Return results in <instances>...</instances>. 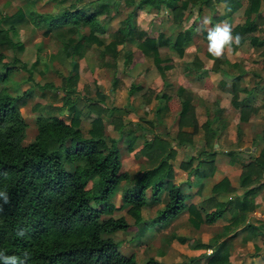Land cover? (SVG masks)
<instances>
[{"label":"trees","instance_id":"16d2710c","mask_svg":"<svg viewBox=\"0 0 264 264\" xmlns=\"http://www.w3.org/2000/svg\"><path fill=\"white\" fill-rule=\"evenodd\" d=\"M22 1L12 12L0 9V80L9 78L15 69L26 70L29 77L30 68L36 67L37 59L28 68L15 54L11 59L5 54L7 49L16 52L23 49L17 29L25 22L40 30L43 37L53 35L57 39L58 52L61 58L67 59L68 68L57 86L47 82L41 85L60 92V103L45 105L44 111L34 117L35 133L25 143L26 121L20 106L31 95V88L20 92L18 87L14 92L0 88V253L15 257L13 264H225L230 256L229 232L233 236L239 230L244 237L257 233L264 244V220L256 224L248 220V213L256 207L254 198L264 188V130L261 133L263 145L258 153L243 157L240 164L241 193L235 194L236 186L224 175L211 184L209 195L193 203L188 201L189 196L201 192L202 179L215 169L214 142L223 128L218 118L219 107L213 108L211 117L198 123L193 93L184 85L179 84L169 92L153 93L154 115L176 112L179 144L192 143L193 135L203 130L205 148L194 165L192 157L182 161L186 176L175 181L171 162L174 149L157 135L150 138L137 135L132 129L124 131L119 116L115 115L120 109L103 102L99 87L96 98L85 96L84 106L89 118L84 120L82 128L84 113L77 89L79 60L86 59L91 50L110 59L106 65L113 68L111 86L114 87L118 45L130 41L151 60L163 84L167 85L166 72L175 59L184 58L193 34L199 32L201 39L208 43V31L226 18L233 37H241L240 43L226 46L220 57L207 54L213 58L214 68L224 63L235 67L237 63L227 57V49L235 50L245 41L252 46L264 43V6L261 7L264 0H52L58 4L67 1L53 12L35 8L38 0ZM242 1L246 4L240 21L234 14ZM218 3L222 4L221 12L215 9ZM142 7L154 13L152 22L159 21L162 11L178 28L168 33L163 30L153 33L151 26L141 27L137 16ZM207 8L212 10L210 23L205 25L202 17ZM114 21V29L110 31ZM184 21L189 23L182 26ZM261 53L264 55V49ZM131 61V51L126 48L122 65L126 67ZM181 62L185 72H192L190 83L201 84L199 78L207 69L191 68L185 60ZM240 78V73L231 75V103L236 109L234 120L237 123L247 120L256 98L254 88L237 98ZM141 88L139 83L131 81L128 95ZM262 99L264 106V93ZM108 123L119 131L126 149L131 151L140 146L137 153L153 159V163L140 171L121 170L119 139L106 135ZM237 134H240L238 127ZM139 139L141 143L136 145ZM225 152L230 162L241 155L238 149ZM122 181L119 204L114 205L110 197ZM185 187L188 191H184ZM152 204H158L153 214L144 217L143 208ZM120 209H125L131 222L122 215H113ZM183 211L187 212V221L194 228L227 218L228 222L214 238L206 242L192 241L193 248L203 249L204 254L200 256L171 262L147 256L139 262L132 252H123L120 241L112 236L132 226L129 240L139 241L153 236L162 224ZM255 248L260 250L258 245ZM261 260L264 261V253ZM0 264H3L2 259Z\"/></svg>","mask_w":264,"mask_h":264},{"label":"rangeland","instance_id":"374dc122","mask_svg":"<svg viewBox=\"0 0 264 264\" xmlns=\"http://www.w3.org/2000/svg\"><path fill=\"white\" fill-rule=\"evenodd\" d=\"M22 0H0V9L4 12H12ZM67 1L60 4L55 1L38 0L35 2V8L44 12H53L58 6L66 5ZM217 12L221 11V5H215ZM163 14V13H162ZM152 13L147 7H142L137 16L138 24L148 29L150 26L152 32L163 30L168 33L178 28L172 24L163 15L159 21L151 20ZM237 19L242 18V8L235 15ZM209 13L205 12L203 20L209 18ZM190 21V20H189ZM189 21H184L182 26H186ZM217 24V23H216ZM226 22L219 23V25ZM208 25V24H207ZM218 25V24H217ZM115 26V21L109 27L112 31ZM261 35V34H259ZM18 39L23 42V49L19 51L5 50L7 59L15 54L20 61L26 63L30 68L31 63L37 59L35 68H30L28 72L23 69H15L10 73L9 78L0 80V88L5 87L9 92H14V88L18 87V92L30 87L31 95L27 97V101L20 106V111L26 121L25 137L23 143L29 141L35 133L34 117L44 111L45 105H59L60 92L51 89L47 86H42L44 83H51L57 86L60 83L61 75L65 74L68 68L67 59L60 57L58 52V41L53 35L43 37L41 31L35 29L30 22L20 24L17 29ZM119 55L115 67L117 81L114 87L111 86L113 68L106 65L110 61L108 56L100 57L93 50L88 51L87 58L79 60V80L77 83L79 105L83 110L84 120L89 117L86 113L85 103L87 98H96V89L99 87L103 93V102L107 106H115L120 110L115 113L118 115L123 126V130L132 129L137 135L152 137L157 135L165 139L168 144L174 149V157L171 159L175 170V181L182 180L185 177L186 169L181 165L182 161H187L192 157L191 163L194 165L200 155V151L205 148L203 144V130L193 135L192 143L179 144L176 139L178 125L175 118L176 112L167 113L162 116L154 115L152 112L153 93L159 90L167 92L172 91L177 85L182 84L193 93V104L198 123L203 122L206 117H211L213 108L221 107L220 116L227 122L226 127L218 135V144L214 148L217 149L215 154L218 163L227 160L225 150L237 149L240 146L242 155L248 157L249 154L256 155L259 145L253 147L250 143V138L254 136L261 128H264V110H260L258 115L252 117L248 123L243 124V131L240 138L236 134V122L233 120L234 108L230 104L231 91L228 89L230 82L229 75L226 76L221 71H211L209 75H202L200 83H190V75L192 72L183 71L182 60L186 61L188 67H209L211 60L208 58V43L203 41L200 33L193 34L192 39L186 46V54L182 60L175 59L174 65L166 72L165 81L163 84L156 69L152 66L151 60L146 57L136 47L134 42H127L118 45ZM130 49L132 54L131 63L124 67L122 65L123 53L125 49ZM261 47H255L244 42L241 49H227L226 55L230 61H238L243 69L246 70L242 78V85H252L256 80L260 85H264V60L261 56ZM213 65L215 63L213 62ZM222 66L227 73L235 74L237 71L227 64H217ZM131 81L139 83L141 89L135 94L129 96L127 88ZM204 82V84H202ZM208 83V84H206ZM87 98H86V97ZM35 107V108H34ZM207 109V110H206ZM106 135L118 138L117 145L119 147V155L121 160V170L124 171H140L149 167L153 163V159H148L142 154L137 153L140 146H136L134 150L129 151L125 148L122 140L119 137V131L113 128L112 123L106 126ZM142 139L137 140V144L141 143ZM239 150V149H238ZM247 153V155H246ZM215 158V157H214ZM240 168L237 166L229 167V174L233 180L232 183L237 186V177ZM217 175H222L224 170L221 169V164L217 168ZM216 175V174H215ZM214 175V178H215ZM210 177L199 194H193L188 201L198 203L201 198L208 195L209 184L214 179ZM123 181L116 187L110 200L114 205L119 204L120 191ZM194 189V188H193ZM184 191H188L185 187ZM257 206L248 213V220L253 223L264 220V191H261L256 196ZM158 204H152L143 208V216H151ZM114 216L122 215L128 222H131V217L125 209L116 210ZM218 219L212 224H201L198 228H194L187 221V212L183 211L166 224H162L160 228L155 230L153 236L141 238L139 241L129 240L133 233V227L125 231H116L112 234L115 239L120 241V248L123 252H132L137 261H143L147 256H154L164 262L187 260L189 257L200 256L203 249H195L191 245L193 240L201 242L209 241L214 238L222 230L226 219ZM237 233L233 236L228 233V245L230 256L225 264H264L261 256L264 253V244L260 236L256 234H248L244 237L242 232L236 230ZM255 245L260 247V250L255 248ZM204 262V259H201Z\"/></svg>","mask_w":264,"mask_h":264},{"label":"crops","instance_id":"0c3cea01","mask_svg":"<svg viewBox=\"0 0 264 264\" xmlns=\"http://www.w3.org/2000/svg\"><path fill=\"white\" fill-rule=\"evenodd\" d=\"M219 5H221V9H222V4L221 3H218ZM245 4H246V2L245 1H242V5H241V7L239 8V9H241L242 8V18H243V9H244V7H245ZM215 5H217V4H215ZM264 6V2H262V4H261V7H263ZM216 8V7H215ZM238 9V10H239ZM212 9H206V12H210ZM238 10L235 12V14H234V16L237 14V12H238ZM149 12H151V11H149ZM221 12V11H220ZM152 13V15H151V17L154 15V13L153 12H151ZM163 12L162 11H160L159 12V15L161 16V15H163L162 14ZM164 16V15H163ZM165 17V16H164ZM235 19H237V17L235 16L234 17ZM242 18L240 19V21L242 20ZM237 20H239V19H237ZM227 21H228V19L226 18V19H223V20H221V21H219V22H217V24H219V23H222V22H226V24H227ZM216 24V25H217ZM259 34H261V33H259ZM262 35V34H261ZM260 35V36H261ZM246 42V41H245ZM243 44H244V42H243ZM243 44L241 45V46H243ZM241 46H239L238 48H236L235 49V51L236 50H238V49H241ZM255 47H261L262 49H264V43H263V45L262 46H255ZM261 49V50H262ZM234 51V50H233ZM263 55V54H262ZM262 58H263V60H264V55L263 56H261ZM208 58L211 60V65H209V67H202V68H205V69H207V72H206V74L205 75H209L210 74V72L211 71H221L222 73H224L226 76H228L229 75V79H230V82H229V84H228V89L230 88V86H231V73L230 72H228L227 73V71L226 70H223V68H222V66L220 65V66H217L216 68H214V65H213V58H211V57H209L208 56ZM236 63H237V65L235 66V67H233L237 72L236 73H240L241 74V78H240V80H239V87H240V89H238V91H237V98L238 99H240L241 97H243L245 94H246V92H248L251 88H254L255 89V91H256V98H255V101H254V103L252 104V106H253V111L250 113V115L248 116V118H247V120H245V121H243V122H239V123H237L235 120H234V115H233V120L237 123L236 124V134H237V127H238V129L240 130V134L238 135L237 134V137L238 138H240V135H242V131H243V124L244 123H248L249 122V120L252 118V117H254V116H256V115H258V113H259V111L260 110H264V106H263V99H262V96H263V93H264V85H260L258 82H257V80L252 84V85H250V86H248V85H242L241 83H242V78H243V75L245 74V72H246V70L245 69H243L242 67H241V65L239 64V62L238 61H236ZM262 69H263V67H262ZM184 71V70H183ZM235 73V74H236ZM159 75V74H158ZM160 77V76H159ZM190 78V77H189ZM200 79V78H199ZM190 81V80H189ZM231 98H232V94H231V97H230V104H231V106L233 107V105H232V103H231ZM154 104V103H153ZM219 108H220V111H221V107L219 106ZM234 108V107H233ZM207 110V109H206ZM219 111V112H220ZM235 112H236V109L234 108V114H235ZM213 115V114H212ZM211 115V116H212ZM218 118H219V121H221L222 123H223V128L219 131V133L226 127V125H227V122L223 119V116H220L219 115V113H218ZM264 130V128H261L260 129V131H258L254 136H252L251 138H250V143L252 144V146L253 147H256V145H259V148H258V151H259V149L261 148V146L263 145V142H262V139H261V133H262V131ZM219 133L217 134V136H216V141L214 142V145L216 146L217 144H218V142H217V140H218V135H219ZM240 140H241V138H240ZM240 146H238L237 147V149H239L240 150ZM226 151V150H225ZM226 153V152H225ZM243 153L241 152V155H240V157H237V158H235V160H234V162H230L229 161V156L227 155V160L224 162V164H222V162H219L218 161V163H216L215 161L216 160H214V162H215V169H214V171H213V173L210 175V176H208V177H206V178H203L202 180H203V186H202V189H203V187H204V183H206V181L210 178V177H212L213 176V178H214V175H215V178L213 179V180H211V183L209 184V188L208 189H210V186H211V184L213 183V182H215V181H217L218 179H220L222 176H224V175H226V176H228L229 177V179H230V181H231V184L232 185H234L233 183H232V180H233V178H232V176H231V174H229V167H233V166H237V167H239L240 169H241V163H242V159H243V155H242ZM246 155H247V153H246ZM246 158V157H245ZM215 159H216V156H215ZM221 164V169L222 170H224V173H222V175H217V168H218V166ZM173 165V164H172ZM174 168V167H173ZM174 172H175V170H174ZM239 173H240V171H239ZM239 173H238V176H239ZM185 176H186V173H185ZM185 177H183V179H184ZM182 179V180H183ZM175 180V179H174ZM179 181H181V180H179ZM237 182H238V177H237ZM235 186V185H234ZM238 186V185H237ZM239 187V186H238ZM240 188V187H239ZM201 189V190H202ZM237 187H236V191H235V194H239V193H241V188H240V192H238L237 191ZM261 191H264V188L261 190ZM260 191V192H261ZM259 192V193H260ZM258 193V194H259ZM197 194H199V193H197ZM210 194V191L208 192V195ZM257 194V195H258ZM191 195H193V194H191ZM191 195L189 196V198L191 197ZM256 195V196H257ZM256 196H255V198H254V202L256 203V206H257V201H256ZM189 202H192V201H189ZM194 203V202H193ZM263 209H264V207H263ZM186 212V211H185ZM222 219H226V222L224 223V224H226L228 221H227V218L225 217V218H222ZM221 220V219H220ZM217 221V220H216ZM215 221V222H216ZM214 222V223H215ZM223 224V225H224ZM256 224V223H255ZM222 228H223V226H222ZM248 235V234H247ZM259 235V234H258Z\"/></svg>","mask_w":264,"mask_h":264},{"label":"clouds","instance_id":"9594fccd","mask_svg":"<svg viewBox=\"0 0 264 264\" xmlns=\"http://www.w3.org/2000/svg\"><path fill=\"white\" fill-rule=\"evenodd\" d=\"M203 23L207 25L210 21L205 18ZM207 40L208 52L215 57H220L226 46H231L233 42L238 45L241 37L239 35L233 37L232 29L228 24H218L208 31ZM5 202H7V197H5ZM0 259L3 260V264H13L16 258L12 256H5L3 253H0Z\"/></svg>","mask_w":264,"mask_h":264},{"label":"built area","instance_id":"2783aa9c","mask_svg":"<svg viewBox=\"0 0 264 264\" xmlns=\"http://www.w3.org/2000/svg\"><path fill=\"white\" fill-rule=\"evenodd\" d=\"M209 251V249H207V252Z\"/></svg>","mask_w":264,"mask_h":264}]
</instances>
